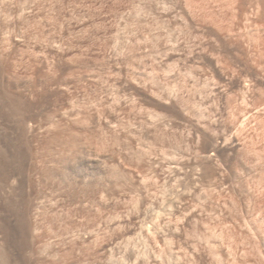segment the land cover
Here are the masks:
<instances>
[{"label": "rangeland", "instance_id": "1", "mask_svg": "<svg viewBox=\"0 0 264 264\" xmlns=\"http://www.w3.org/2000/svg\"><path fill=\"white\" fill-rule=\"evenodd\" d=\"M0 264H264V0H0Z\"/></svg>", "mask_w": 264, "mask_h": 264}]
</instances>
